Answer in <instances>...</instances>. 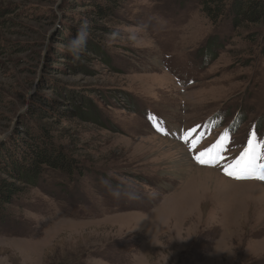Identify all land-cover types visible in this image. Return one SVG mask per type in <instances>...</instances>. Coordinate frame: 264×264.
<instances>
[{
	"label": "rangeland",
	"instance_id": "rangeland-1",
	"mask_svg": "<svg viewBox=\"0 0 264 264\" xmlns=\"http://www.w3.org/2000/svg\"><path fill=\"white\" fill-rule=\"evenodd\" d=\"M239 1L119 0L100 17L99 0H0V156L32 131L73 165L19 185L0 264H264V193L197 191L219 181L199 169L264 186V0L258 21Z\"/></svg>",
	"mask_w": 264,
	"mask_h": 264
},
{
	"label": "trees",
	"instance_id": "trees-1",
	"mask_svg": "<svg viewBox=\"0 0 264 264\" xmlns=\"http://www.w3.org/2000/svg\"><path fill=\"white\" fill-rule=\"evenodd\" d=\"M118 1L99 0V3L95 4L98 7L95 10L97 15L100 17L110 16L118 5ZM201 1L204 2V5L206 3L208 5L210 0ZM249 1H239L236 5L237 13L245 19L258 21L263 15L262 10L259 8L261 4ZM214 3L216 10H220L222 4L216 1ZM210 10L211 8L205 11L212 18L213 15ZM216 16L217 14H215L214 19ZM40 134L31 131L29 136L31 140L19 139L17 145L15 144L17 153L4 149V153L0 156V226L9 222L10 215L4 209L18 203L22 195L25 194V189L19 185L28 177L34 183H37L46 169H59L68 173L72 171L71 161L67 160V157L61 152L51 147V144L45 141V137Z\"/></svg>",
	"mask_w": 264,
	"mask_h": 264
},
{
	"label": "clouds",
	"instance_id": "clouds-1",
	"mask_svg": "<svg viewBox=\"0 0 264 264\" xmlns=\"http://www.w3.org/2000/svg\"><path fill=\"white\" fill-rule=\"evenodd\" d=\"M91 21L88 19H83L76 28L75 37L70 38L64 45V51L72 58L73 62H77L81 59V56L87 51V42L90 36ZM110 37L109 39H112ZM128 40L133 43V45H138L139 38L135 32L128 36ZM4 137H0L3 139Z\"/></svg>",
	"mask_w": 264,
	"mask_h": 264
},
{
	"label": "bare ground",
	"instance_id": "bare-ground-1",
	"mask_svg": "<svg viewBox=\"0 0 264 264\" xmlns=\"http://www.w3.org/2000/svg\"><path fill=\"white\" fill-rule=\"evenodd\" d=\"M168 144L170 145L171 149H173L172 145L175 148H177L178 150H179V148L180 149L182 148L177 144H170V143H168ZM161 145H162V143H161ZM198 172H200V174H205V172L210 173V174H212V176H215L219 179V181H217V180L214 181V180H211L209 177L208 178L202 177L203 180L200 182V184L197 187V191L200 193L206 191L207 184L211 185L212 187H213V184H214V186L220 185L221 189H229V188H233L235 186H241V187L246 186V187H249V190H253L255 193H257V192L258 193H260V192L264 193V186L260 185L258 183H246V184L234 183V182H231L229 180L222 178L221 176L217 175L215 172H213L211 170L199 169Z\"/></svg>",
	"mask_w": 264,
	"mask_h": 264
},
{
	"label": "snow or ice",
	"instance_id": "snow-or-ice-1",
	"mask_svg": "<svg viewBox=\"0 0 264 264\" xmlns=\"http://www.w3.org/2000/svg\"><path fill=\"white\" fill-rule=\"evenodd\" d=\"M198 160V162L203 163V161H200L199 158H196ZM241 160H243V157H241ZM240 164V161H237V165ZM253 169L249 168L248 171H251ZM227 174H231V173H227ZM235 178L239 179V178H243L242 176H236ZM260 179H264V168L261 169V175L259 177Z\"/></svg>",
	"mask_w": 264,
	"mask_h": 264
}]
</instances>
